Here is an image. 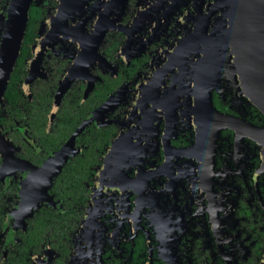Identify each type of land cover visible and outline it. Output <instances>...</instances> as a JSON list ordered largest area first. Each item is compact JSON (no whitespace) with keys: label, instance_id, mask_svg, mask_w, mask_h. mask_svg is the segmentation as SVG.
Listing matches in <instances>:
<instances>
[{"label":"flooded vegetation","instance_id":"af4514ba","mask_svg":"<svg viewBox=\"0 0 264 264\" xmlns=\"http://www.w3.org/2000/svg\"><path fill=\"white\" fill-rule=\"evenodd\" d=\"M27 6L0 264H264V0Z\"/></svg>","mask_w":264,"mask_h":264},{"label":"water","instance_id":"95a60500","mask_svg":"<svg viewBox=\"0 0 264 264\" xmlns=\"http://www.w3.org/2000/svg\"><path fill=\"white\" fill-rule=\"evenodd\" d=\"M28 0H14L12 3V13L10 17V33L7 40L8 47L4 50L0 60V88L1 95L7 86V82L16 59L19 54L20 44L26 28ZM62 91L60 90V93ZM2 97V96H1Z\"/></svg>","mask_w":264,"mask_h":264}]
</instances>
